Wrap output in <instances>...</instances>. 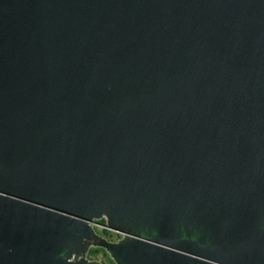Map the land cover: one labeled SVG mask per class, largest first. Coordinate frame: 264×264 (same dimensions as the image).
<instances>
[{"label":"water","instance_id":"obj_1","mask_svg":"<svg viewBox=\"0 0 264 264\" xmlns=\"http://www.w3.org/2000/svg\"><path fill=\"white\" fill-rule=\"evenodd\" d=\"M89 248L264 264V0H0V264Z\"/></svg>","mask_w":264,"mask_h":264},{"label":"rangeland","instance_id":"obj_2","mask_svg":"<svg viewBox=\"0 0 264 264\" xmlns=\"http://www.w3.org/2000/svg\"><path fill=\"white\" fill-rule=\"evenodd\" d=\"M93 228L96 229L97 231H99L101 234H103L104 236L107 237V239L109 240H116L119 237H121L120 234L116 233V232H112V231H105L102 229L101 227V223H97L95 222L94 224H92ZM91 259H95L100 261L102 264H112L113 262L108 258V256L103 253L102 251H91L89 253V256Z\"/></svg>","mask_w":264,"mask_h":264},{"label":"flooded vegetation","instance_id":"obj_3","mask_svg":"<svg viewBox=\"0 0 264 264\" xmlns=\"http://www.w3.org/2000/svg\"><path fill=\"white\" fill-rule=\"evenodd\" d=\"M97 233H99V234H101L99 231H97L96 229H94ZM105 231H107V230H105ZM101 235H103V234H101ZM104 236V235H103ZM106 239H107V237L106 236H104ZM120 238V237H119ZM118 238V239H119ZM107 240H109V239H107ZM117 240V239H116ZM116 240H109V241H116ZM91 251H102L103 253H105L106 255H107V253L102 249V248H89V250H88V253H87V258L88 259H91L90 257H88L89 256V253L91 252ZM108 256V255H107ZM109 258V257H108ZM110 259V258H109ZM111 260V259H110ZM112 261V260H111ZM112 264H114V263H112Z\"/></svg>","mask_w":264,"mask_h":264},{"label":"built area","instance_id":"obj_4","mask_svg":"<svg viewBox=\"0 0 264 264\" xmlns=\"http://www.w3.org/2000/svg\"><path fill=\"white\" fill-rule=\"evenodd\" d=\"M95 222L100 223L99 221H95ZM95 222H93L92 224H94ZM101 227H102L103 230L111 231L110 229H108V228L106 227L105 222L101 223ZM112 232H114V231H112ZM116 233H117V232H116Z\"/></svg>","mask_w":264,"mask_h":264},{"label":"trees","instance_id":"obj_5","mask_svg":"<svg viewBox=\"0 0 264 264\" xmlns=\"http://www.w3.org/2000/svg\"><path fill=\"white\" fill-rule=\"evenodd\" d=\"M99 222H100V223H103V222H104V220H103V219H101V220H99Z\"/></svg>","mask_w":264,"mask_h":264}]
</instances>
